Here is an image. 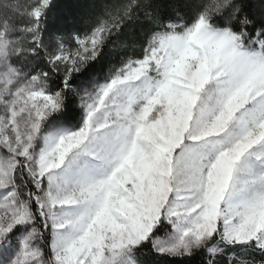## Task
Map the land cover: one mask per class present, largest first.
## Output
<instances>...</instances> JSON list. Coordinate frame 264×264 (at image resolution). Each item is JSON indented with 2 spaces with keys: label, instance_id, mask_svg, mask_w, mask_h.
Returning a JSON list of instances; mask_svg holds the SVG:
<instances>
[{
  "label": "snow or ice",
  "instance_id": "snow-or-ice-1",
  "mask_svg": "<svg viewBox=\"0 0 264 264\" xmlns=\"http://www.w3.org/2000/svg\"><path fill=\"white\" fill-rule=\"evenodd\" d=\"M56 7L0 3V264H264V0Z\"/></svg>",
  "mask_w": 264,
  "mask_h": 264
},
{
  "label": "trees",
  "instance_id": "trees-1",
  "mask_svg": "<svg viewBox=\"0 0 264 264\" xmlns=\"http://www.w3.org/2000/svg\"><path fill=\"white\" fill-rule=\"evenodd\" d=\"M29 3L30 0H2V3ZM88 0H56L57 7L53 9L50 15L49 29H60L63 32L72 31L74 29H82L84 27L81 18L85 15V3ZM100 5H109L111 7H120L123 3H128L129 0H94ZM101 9H96L98 14ZM128 46L129 53L135 49L138 51L136 45H130L128 41L124 42ZM194 264H199V259L194 261Z\"/></svg>",
  "mask_w": 264,
  "mask_h": 264
},
{
  "label": "rangeland",
  "instance_id": "rangeland-1",
  "mask_svg": "<svg viewBox=\"0 0 264 264\" xmlns=\"http://www.w3.org/2000/svg\"><path fill=\"white\" fill-rule=\"evenodd\" d=\"M0 3H2V0H0Z\"/></svg>",
  "mask_w": 264,
  "mask_h": 264
}]
</instances>
